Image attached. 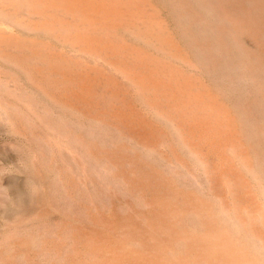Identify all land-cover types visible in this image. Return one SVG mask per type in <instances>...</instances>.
Listing matches in <instances>:
<instances>
[{
    "label": "rangeland",
    "instance_id": "rangeland-1",
    "mask_svg": "<svg viewBox=\"0 0 264 264\" xmlns=\"http://www.w3.org/2000/svg\"><path fill=\"white\" fill-rule=\"evenodd\" d=\"M145 1L154 5L151 17L156 15L154 8L158 5L156 12L162 13L158 11L161 15L157 13L156 18L170 24V31L166 28L170 39L162 45L176 39L179 43H170L166 47L168 52V45H164L165 51L159 48L160 55H156V37L161 36L156 28L152 32L156 37L152 33L146 35L149 38L131 35V42L130 32L123 36L135 49L141 46L144 51L150 43L144 52L153 53L152 57L162 63H175L179 56L183 64L178 61L168 67L177 71L181 66V76L196 81L192 82L193 87L196 85L191 88L192 102L178 97L170 105L162 102L154 109L148 108L144 97L130 87L115 66L61 47L24 10L0 1V264H80V258H70L73 234L79 229L99 235L98 239L108 243L127 244L120 247L121 251L117 248L119 254H147L148 247L128 241L124 232L131 229L125 226L128 219L148 246L151 215L147 206L153 196L169 198L168 209L180 213V225H176L181 230L196 229L201 233L202 217L207 214L201 212L199 218V212H193L194 206L213 209L219 226L223 224L222 228L240 243H247L251 254L264 264V0H217L216 4L228 15L223 19L214 8L215 0H191L207 25L190 24L191 20L183 18L185 11L178 6L172 8L176 5L172 0L167 5L165 2L171 1ZM181 13L184 15H179V21L175 16ZM232 15L237 22L234 27H230L235 23ZM185 18L188 19L187 15ZM179 25L193 31L187 32L188 37H196H190L189 45L187 36L177 37V31L178 35L186 32ZM212 26L217 30H212ZM213 31L222 33L220 37L227 50L219 46L220 40L215 38L220 34ZM210 32L215 34L212 41ZM135 36L142 40L134 42ZM152 44L154 48L150 47ZM175 44L179 46L174 48ZM201 45L204 50H211L203 52ZM171 48L174 54L178 50L176 61ZM189 62L194 65L187 67ZM85 71L92 78L86 85ZM195 96L202 104L194 102ZM183 104L186 108L179 107ZM181 110L187 119L181 118ZM222 113L227 121L221 119ZM118 146H122V158L114 155ZM145 173L147 177L143 178L150 179L152 184L141 180L145 186L139 182L136 176H146ZM188 194L193 197L188 199ZM113 204L116 210L110 212ZM160 206L155 203V213ZM232 212L237 222L227 219ZM161 218L158 216L159 225L162 220L173 224L171 218ZM242 219L256 237L244 233L237 224ZM174 247L176 253L166 259L184 251L181 242Z\"/></svg>",
    "mask_w": 264,
    "mask_h": 264
},
{
    "label": "bare ground",
    "instance_id": "bare-ground-1",
    "mask_svg": "<svg viewBox=\"0 0 264 264\" xmlns=\"http://www.w3.org/2000/svg\"><path fill=\"white\" fill-rule=\"evenodd\" d=\"M0 1H3L4 4L6 3L10 7L18 8V10L19 9L24 10V12H26V14L25 13L24 14L26 16L28 14V17L30 16L31 18H33L36 26L38 28L42 29L43 32H47L48 34L52 35L56 39V41L58 40L60 45H62L61 47H67L68 49H70L72 51H76L75 52V54L77 53L76 55L80 54L86 58H88V57H90V58L94 57L95 59L99 58L104 64H108L111 67L115 66L117 68L118 73H120V75L124 76L126 81L130 84V87L135 88L139 92V94H141L144 97L143 99L146 100L145 103L148 105L147 106L148 108L154 109V107L156 108V106L158 107L159 105H161L165 102L170 105L171 102H174L175 100H177L178 97H181V99L182 98L189 99L192 102L193 93L191 91V88L193 87L192 84L193 83L195 84L196 81L195 82L191 81L188 78L189 76H186V77H185V75H184V77L181 76L180 72L178 71V69L181 66L180 67L178 66L179 68H176L177 71H174L175 70L174 68H173L174 69L173 70V69L168 67V66H171L172 64H176V62H178V61H179L178 63L183 62L182 60H179V56H178V59L176 61V58H177L176 55L179 54L178 50L182 46L180 48L179 47L177 48L178 50H177L176 54H174L172 52V50H174V49H172L174 46L171 48V52H172V54H174L173 56L175 57V61H176L175 63L172 62L174 59L172 57H170V53L168 54L170 58L168 56H167V58L172 59V60L166 59V57H164V55H166L168 52L167 48H169V44L171 43V45H172V43L177 42L176 38L178 36H182V37L187 36V38H189V40H190L194 36V34L191 35L192 37L190 35L188 37L187 32L189 30L186 28H183V27H181V25H179L183 30L186 29V32L183 35H178L179 33L177 34V32H178L177 31L176 32L177 37L173 36V37H175L174 39H176L174 42L172 40H170L169 44H163L162 45V43L165 42L166 39H168V38L170 39L169 35L171 33L169 34L170 30H169V28H167L168 26H170L169 22H168L169 25H167L166 24L167 21L166 22L163 20L161 21L159 19V16H158V18H156L157 15H159V14L161 15V13H162L160 10H157V12H156V9L159 8L158 5L156 6V8H154L155 13H156V15L154 16L156 20H154V17L153 16L151 17L152 12H150L153 10L152 6H154V5L147 4V2L145 0H0ZM169 1H171V0H169ZM172 1H174L175 2L174 4H176L174 7L171 6L172 8H175L176 6H178L183 11H185V15L181 13V14L177 15L178 17L175 16V18L178 19L180 16L183 17L182 15H184V17H183L184 19L191 20L190 24L194 23V25H195V23H197V24L207 25L206 19L204 20L202 15H200L196 11V9L192 5L191 0L190 1L172 0ZM172 1L171 2H165V3H166V5H167V3L171 4V3H173ZM216 3H218L217 0H215V4L213 2V4L215 5L214 8L216 11H218L220 13L221 19H223L224 16H228L225 11L222 12L221 9H223V8H221V6L217 5ZM161 6H160V8H162ZM164 8H165V6H164ZM170 8H169V10H171ZM182 10H180V11L182 12ZM158 11L161 13H159ZM228 11H230V10H228ZM157 13H159V14H157ZM186 15H187L188 19L185 18ZM232 17H233V19L231 18V20L234 21L235 17L233 15H232ZM229 18H230V16H229ZM178 20L180 21V19H178ZM175 21H176V19H175ZM228 21L230 22V20H228ZM234 22H233L234 24H232V26H230V27H234L237 24L236 19ZM213 23L215 24L216 22H213ZM190 24H187V26H188L187 28L191 27V26L189 27ZM214 26H212V27H214ZM212 27H211L212 30H217L216 28H220V27L215 26L216 28L214 27L215 29H213ZM155 28L157 31H159V33L161 32L160 33L161 36L158 35L156 37L155 34L152 33L155 30ZM165 29L168 31V34H167V32H164ZM174 29H176V28H174ZM211 29H210V31H212ZM190 30H191V28H190ZM220 30H222V28ZM181 31H180V34H182ZM128 32H130V35ZM189 32L191 33L193 31H189ZM215 32H217V31H213V33H215ZM125 33L126 34L128 33L127 35H129V37L131 35L133 37H134V35H139L142 37L144 36L145 38L148 37V36H146L148 34H151V33L154 34L153 36L156 37V39L158 40V43H155V44H158V49H153L156 52V55H157V53H158V55H160L159 48L160 49L162 48L161 50H163L164 45H168V46H165V48L167 47L165 49L167 52H166V54H165V52L163 53L164 55H162L163 56L162 58H164L165 60H169L172 63L165 61V62H168L169 65L165 64L164 59H162L164 62V63H162L161 60L158 61L152 57L153 53L149 54L151 56H149L147 54L148 52L145 53L144 51L146 49L147 50L149 49L148 47H149L150 43L148 45H147V43L144 44V45L148 46L144 51H143V49H141V46H140L141 44L138 45V47L140 46L141 50L133 48V46L128 44V42L126 41V37L124 38L125 35L123 36V34H125ZM210 33H212V32H210ZM213 33H212V35H213ZM218 34H220V31H219V33L217 32V35ZM221 34L218 37H220ZM214 35L212 37L210 35V38H213V39H209V37L206 39H209V41L210 40L212 41V40H214V37H215ZM132 36L130 37L131 42H132ZM136 37H138V36H135L134 42L137 43L136 40H139L138 42H140L142 40L141 37H140V39L139 38L136 39ZM218 37L216 36L215 39H217L218 41L220 40L219 42H217L219 44V46L222 45L223 47H225L222 38L220 37V39H218ZM195 39H196V37H195ZM195 39L193 40V42L195 41ZM203 39H204L203 41H205V37ZM153 40L154 39H152V42H153ZM157 40H155L154 42H157ZM191 41L192 40H190L189 43H187V44L189 45L190 43H192ZM200 41L201 40L199 39V43H202ZM206 41L208 42V40H206ZM215 41H213V42H215ZM159 43L162 45V47H159V45H160ZM177 43H179V41ZM213 44H216V43H213ZM134 45H135V43H134ZM209 45L210 44H207V46H209ZM152 46H153V44L150 45V47H152ZM176 46H179V45L175 44L174 48H176ZM192 46L193 45L191 44V47ZM201 46L202 47H200V48L201 49L203 48L202 49V51H203L205 46H203V45H201ZM213 46H216V45H213ZM213 46H211V47H213ZM219 46H217V47H219ZM152 48H154V47H152ZM193 48H195V46ZM198 48L196 50L199 51ZM219 48H221V47H219ZM209 49L211 50V48H206L205 50L210 51ZM158 50H159V52H157ZM165 50H163V51H165ZM205 50L203 52H205ZM226 50H227V48H226ZM180 51L182 52V50H180ZM218 51H220V50H218ZM174 52H175V50H174ZM184 52L185 51H183L182 53L184 54ZM200 52H201V50H200ZM185 53H187V51ZM183 54H182V56H183ZM205 54H207V51ZM76 55H73V56H76ZM188 55H189V53H188ZM76 57H75V59H78ZM154 57H156V56H154ZM184 57H185V55H184ZM188 57H190V56H188ZM158 59H160V56ZM186 59H188V58H186ZM191 62H189L190 65L187 67H190L194 63L193 62L191 64ZM186 63H188V60ZM100 64L101 63H99V65ZM96 65H98V64H96ZM109 66H108V68H109ZM102 67H105V66H102ZM108 68H106V69H108ZM88 69H90V68H88ZM192 69H194V68H192ZM92 71H93V68H92ZM97 71H99V70H97ZM110 71H111V69H110ZM113 72H115V71H113ZM176 72H179V73H176ZM99 73H100V71H99ZM190 73H188V74H190ZM83 74L88 79V81L83 80V84L86 85V84H88L89 81H91L89 79H92V78H91V75L87 71L83 72ZM95 75H97V74H95ZM114 75H115V73H114ZM190 78L193 79L192 77H190ZM113 85L115 86V83ZM113 85H112V87H114ZM194 87H196V85ZM138 92H136V93H138ZM197 94L198 93H196V96H197ZM196 96L194 97L196 99L194 102L197 101ZM207 100H209V99L207 98ZM185 101H187V100H185ZM186 103H184V104H186ZM198 103H199V101H197L196 104H198ZM190 104H188V105H190ZM199 104H202V102ZM203 104H205V103H203ZM183 105L182 106L179 105V107L180 108H186V105H184V106ZM205 105H206V107H208V106L210 107V105H208V103H206ZM195 106H197V105H195ZM187 107H189V106H187ZM197 108H199V106ZM162 111H160V112H162ZM201 111H202V109H201ZM209 111H210V109H209ZM213 111L211 108V112H213ZM215 112L213 114H215ZM130 113H131V115L133 114L132 110H130ZM210 113L207 116L211 115ZM223 114H225V113H222L221 119H223L224 121H227L228 119L225 116L223 117ZM190 115H191V113H190ZM180 116H182L181 118L187 117V115L183 111L180 112ZM194 116H196V114H193V118H194ZM204 118H206V117H204ZM182 120H184V119H182ZM204 127H202V128H204ZM121 153H122V146H118L116 148L114 155L118 158H120V157L122 158ZM123 155H124V152H123ZM129 158H131V157H129ZM124 160H126V159H124ZM128 161L130 162V159ZM128 161H125V162H128ZM122 163L123 162H121V164ZM126 164L127 163H125V165ZM130 167H132V166H130ZM132 169H134V167H132ZM130 170H131V168H130ZM131 173H133V171H131ZM142 173H144V172H142ZM145 174H146V176H142L143 174H141L140 176H142V177H140V176L139 177L136 176V177L139 178L138 179L139 182L141 180L142 181L144 180L145 182H147L146 184L151 183V182H149L150 179L148 181H146L147 178L146 179L143 178V177H147V173H145ZM133 181H135V180H133ZM155 181L154 182L152 181V182L155 183ZM145 182H140V183H144V185L146 186ZM132 183H134V182H132ZM140 183H138V184H140ZM162 183H164V182H162ZM162 183H159L158 186H160V184L162 186L163 185ZM148 186H150V184L147 185V188H148ZM167 186H169V184ZM138 188H140V187L138 186ZM157 188L154 187V189H157ZM141 191H144V190L142 189ZM145 193H146V191H145ZM145 193H143V194H145ZM153 194H155V191ZM189 196H191V195H189V194L187 195L188 199H189ZM156 197L153 196V198H152L153 200L149 201L148 206H147L148 212H150V215H151L150 227L146 226V227L151 229V231H150L151 233L149 234V236L151 235V237H150V239H148V240H150V242H148L149 244H151L150 246H149V244H148V246L146 245V242H145L146 240L144 241V237H140V235L133 229L132 224L130 223V221L128 219L125 223V226L131 227V229L129 231L124 232V234L127 235L126 236L127 240L130 242H134L133 244H135V242L136 243L139 242L140 244H142V246L145 247V249H147L146 247H148V249H147V250H149V252L147 253L148 255L145 253H140V252H136V253L133 252L132 255L119 254L120 252H118L117 248H119V250H120L121 249L120 247H124L127 244H124V246H123L121 242L115 243L116 245L113 244L112 242L108 243L107 240L98 239L99 235L95 236L92 232L90 233L87 230L79 229L77 232H75L73 234V239L71 238L72 239V254L70 255V258L72 259V261H74V260L77 261L78 258H80V264H263V262L258 258V256H254L255 254H251L250 250L246 247V246H248L247 243H243V244L240 243L239 239H237V238L235 239L232 236V233L229 232V230L222 228L221 225H223V224H221L219 226L218 220L216 219L217 217H216L215 213L212 211L213 209L206 208V209L202 210L201 206L200 207L194 206V204H193V206H194V209L192 208L193 212L194 213H195V211L197 213L199 212L198 213L199 218L201 217L200 216L201 212H202V214H207V216L202 217L204 220V224H203L204 231H202L201 233H198V232H195L196 229H195V231L193 229H192V231L191 230L189 231L188 228H187V230H181V229H179L180 227L178 228V226H177L180 223L179 222L180 219L178 220L180 213L176 212V210H174L170 207L169 208L172 211H169L170 209H168V201H167L169 198L167 200L164 198L154 199ZM191 197H193V195ZM176 199L177 198H175V200ZM191 201L194 202L195 199H193ZM196 201L198 203L199 202L203 203V201H200V199L196 200ZM157 202L161 206L159 207L158 211L155 213V203H157ZM170 203H169V205H170ZM172 203H173V205H176V204H174V202H172ZM116 207L117 206L115 204H113V206L110 208L111 211L110 210L109 211L114 212L116 210ZM174 207L175 206H173V208ZM210 207H212V206H210ZM175 208H177V206ZM212 208H214V207H212ZM177 209L179 210L180 207ZM187 209L188 208L182 209V211L187 210ZM170 212H172V214ZM197 213H196V215H197ZM182 214H184V213H182ZM111 215H113V214H111ZM229 215L231 217L229 216V217H227V219L235 220L237 222V220L235 219L236 218L235 214L233 212ZM158 216H161L162 218L167 216V217H169L168 218L169 220L171 218L173 220V224H171V223L168 224V222H166L165 220H162V218H161V220L163 222H162V224L159 225ZM218 217H219V215H218ZM168 219H166V220H168ZM175 219H177V220H175ZM146 222H148V221H146ZM139 223H140V221H139ZM97 224L95 223V225H97ZM237 224L242 228V230L244 231V233L247 236L251 235L253 237H256L255 233L250 230V229H252L251 226L245 220L242 219V221L238 222ZM107 227L110 228V226H107ZM144 229H145V227H144ZM103 233L105 234V230ZM145 233H146V231H145ZM105 235L107 236V234H105ZM157 236L160 237L161 239H159ZM141 239H143V241ZM249 239L250 238H247V242L249 241ZM179 242H181L184 245V251L182 250V252L177 257L175 255V258L170 257L171 259H166L167 256L169 257V254L176 253L175 252L176 248L174 247V244H176V243L179 244ZM258 242H259V244H261L260 241H258ZM262 242H263V240H262ZM123 243H125V242H123ZM139 243H137V244L139 245ZM81 245H82V248H81ZM112 245H114V246H112ZM149 248H151L152 250ZM125 249H126V247H125ZM165 259H166V261H165Z\"/></svg>",
    "mask_w": 264,
    "mask_h": 264
}]
</instances>
